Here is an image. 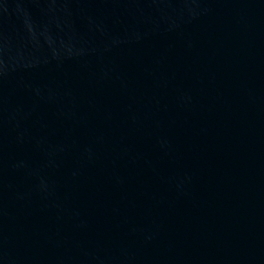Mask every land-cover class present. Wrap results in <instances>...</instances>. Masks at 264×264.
Returning <instances> with one entry per match:
<instances>
[{"label":"water","instance_id":"95a60500","mask_svg":"<svg viewBox=\"0 0 264 264\" xmlns=\"http://www.w3.org/2000/svg\"><path fill=\"white\" fill-rule=\"evenodd\" d=\"M0 264H264V0H0Z\"/></svg>","mask_w":264,"mask_h":264}]
</instances>
